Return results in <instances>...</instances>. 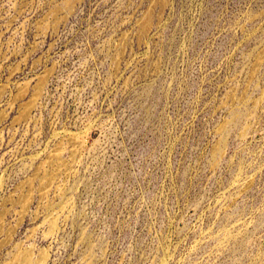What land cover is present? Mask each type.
Returning a JSON list of instances; mask_svg holds the SVG:
<instances>
[{
	"label": "rangeland",
	"instance_id": "374dc122",
	"mask_svg": "<svg viewBox=\"0 0 264 264\" xmlns=\"http://www.w3.org/2000/svg\"><path fill=\"white\" fill-rule=\"evenodd\" d=\"M0 264H264V0H0Z\"/></svg>",
	"mask_w": 264,
	"mask_h": 264
}]
</instances>
